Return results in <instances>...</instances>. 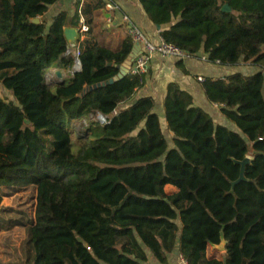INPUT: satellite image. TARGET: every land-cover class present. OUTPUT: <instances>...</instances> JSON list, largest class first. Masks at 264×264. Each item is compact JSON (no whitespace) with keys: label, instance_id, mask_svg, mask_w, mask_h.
Returning a JSON list of instances; mask_svg holds the SVG:
<instances>
[{"label":"trees","instance_id":"1","mask_svg":"<svg viewBox=\"0 0 264 264\" xmlns=\"http://www.w3.org/2000/svg\"><path fill=\"white\" fill-rule=\"evenodd\" d=\"M57 1L0 0V86L10 95L0 94V186L35 189L21 247L28 264H145L146 250L166 264L176 242L186 264H264V0H136L161 39L186 54L258 68L205 76L206 106L169 82L163 107L170 139L152 97L124 106L144 76L128 73L84 91L115 76L133 42L128 36L113 50L89 30L74 71L64 28L77 26L79 0L71 17L61 10L47 26L43 14ZM50 67L71 71L53 89L45 78ZM96 111L108 122L89 120L75 150L68 124ZM246 155L244 174L253 181L237 183L235 199L226 192L239 165L229 157ZM166 184L177 191L167 194ZM221 232L223 257L208 258Z\"/></svg>","mask_w":264,"mask_h":264},{"label":"crops","instance_id":"2","mask_svg":"<svg viewBox=\"0 0 264 264\" xmlns=\"http://www.w3.org/2000/svg\"><path fill=\"white\" fill-rule=\"evenodd\" d=\"M114 7L110 10V18L106 16L107 10L105 7V0H82V12L85 18H90L91 22L86 23L88 30L94 36L95 40L101 45L110 49H118L122 40L129 36L128 26L134 25L141 29L146 37L153 43H158L161 39L157 27L150 21L141 6L136 0H109ZM76 0H58L57 2L48 6L43 14L47 21V26L51 22L52 17L61 10L68 12L71 17L75 12ZM80 4V0H79ZM78 4V5H79ZM126 16L128 21L123 20ZM40 18V16H38ZM79 24V23H78ZM77 24V26H78ZM76 26V27H77ZM86 33V32H85ZM85 33L80 34L78 41H80ZM184 58L174 56L161 57L158 53H154L149 61L147 73L144 75V83L133 94L131 100L124 103V106L131 104L135 99L143 96H150L153 99V111L157 114L160 122L161 130L166 138H171V132L167 129V124L164 116L163 97L169 82H177L183 88L188 90L193 96L194 105L206 106V101L200 88V81L197 77H222L228 73L239 71L244 75L252 74L258 70L255 66L239 64L232 67H220L217 63L205 61L200 58V53ZM74 71H79L80 68H75ZM71 73L69 69L50 67L46 74V83L53 89L59 84L67 75ZM88 86H84V91ZM215 109L218 107L214 106ZM90 120L89 115L80 119L73 120L68 124L70 137L76 133L77 129L84 131L87 122ZM223 124L233 128L234 125L226 119L222 120ZM142 124V123H141ZM141 126V125H140ZM72 139V138H71ZM171 146V141H169ZM164 190L167 194L177 191V188L171 184H166ZM178 243L172 252L167 253L166 264H186L177 249ZM146 250V249H145ZM224 250L219 253L211 244L207 246L206 256L208 258L221 259ZM147 261L145 264H161L156 260L150 258V253L146 250Z\"/></svg>","mask_w":264,"mask_h":264},{"label":"rangeland","instance_id":"3","mask_svg":"<svg viewBox=\"0 0 264 264\" xmlns=\"http://www.w3.org/2000/svg\"><path fill=\"white\" fill-rule=\"evenodd\" d=\"M0 94L10 98L9 93L1 86ZM71 138L75 144L74 149L78 150L85 136L83 131L77 129ZM0 194H3L0 202V223L6 227L0 228V264H28L26 253L23 257L21 247L24 244L26 247V230L30 225L29 220L33 219L35 189L29 186L12 192L0 186ZM9 219H18L20 222L9 223L8 226ZM222 251L218 250L219 253Z\"/></svg>","mask_w":264,"mask_h":264},{"label":"built area","instance_id":"4","mask_svg":"<svg viewBox=\"0 0 264 264\" xmlns=\"http://www.w3.org/2000/svg\"><path fill=\"white\" fill-rule=\"evenodd\" d=\"M105 7L107 10L106 16L109 19L110 18V10L114 7L112 3H110L109 0H105ZM77 14H78V26L75 27L78 33V37L80 34H83L87 32L88 26L85 22V17L82 12V0H80V4L77 7ZM124 21H128L126 16H123ZM128 33L133 43H139L141 51L137 53V55L134 57L132 64L129 67L128 73L130 74H138L144 76L149 67V61L154 53H158L161 57H178V58H184L188 57L190 55L186 54L183 50H181L179 47L172 43L165 42L163 39H160L158 43L151 42L146 35L143 33L141 29L134 25L128 26ZM77 37V39H78ZM66 54H70L73 57V66L75 68H80V61H79V55H80V48H79V41L76 40L75 43H68L66 47ZM200 58L202 60L207 61V55L201 54ZM215 63H218V60L215 61ZM199 81H202L204 78L199 76L197 77ZM216 107H218L217 104H215ZM115 114L116 111H113ZM90 120H96L97 122L101 124H105L108 122V117L104 114H102L99 111H96L94 113L89 114Z\"/></svg>","mask_w":264,"mask_h":264},{"label":"water","instance_id":"5","mask_svg":"<svg viewBox=\"0 0 264 264\" xmlns=\"http://www.w3.org/2000/svg\"><path fill=\"white\" fill-rule=\"evenodd\" d=\"M222 9L223 10H227L228 9V5L227 4H224L223 7H222ZM32 20L34 22H38L39 21V18L38 17H35ZM64 37H65V39H66V41L68 43H75L76 40H77V37H78V33H77L76 28L75 27H65L64 28ZM140 51H141V49H140L139 43H133L131 53L128 55V57L121 64L117 65V67H118L117 74L115 76L109 78L106 81L96 83L94 86H88L85 91H87V90H89L91 88H96V87L104 86L105 84L113 83L114 81H117L118 79H120V78L124 77L125 75H127L128 74V70H129V67L132 64V61H133L134 57ZM108 64H110V62H108ZM262 75H263V83H264V71H263ZM229 158L233 161V163L239 165V174H238V177L235 180H231L230 181V188L226 192V193L233 194L235 196L234 186L237 183H239L240 181H253V180L247 179L245 177V174H244L245 173V166H246V164L249 163L251 157L249 155H246L242 160H237V159H234L232 157H229ZM235 199H236V196H235ZM211 246L214 249H216V250H224L225 249L226 240H225L224 235H223L222 232L220 233V241H219V243H217V244H211Z\"/></svg>","mask_w":264,"mask_h":264}]
</instances>
